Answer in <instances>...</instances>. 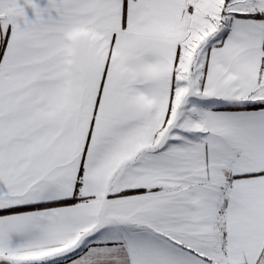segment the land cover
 I'll return each mask as SVG.
<instances>
[{
    "label": "snow or ice",
    "instance_id": "snow-or-ice-1",
    "mask_svg": "<svg viewBox=\"0 0 264 264\" xmlns=\"http://www.w3.org/2000/svg\"><path fill=\"white\" fill-rule=\"evenodd\" d=\"M0 264H264V0H0Z\"/></svg>",
    "mask_w": 264,
    "mask_h": 264
}]
</instances>
